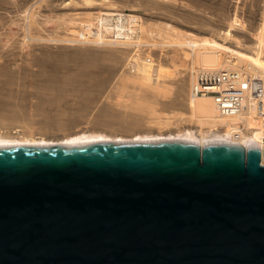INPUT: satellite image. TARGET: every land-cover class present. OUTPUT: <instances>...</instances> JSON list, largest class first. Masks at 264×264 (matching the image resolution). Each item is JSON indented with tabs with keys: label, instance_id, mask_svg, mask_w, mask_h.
<instances>
[{
	"label": "water",
	"instance_id": "water-1",
	"mask_svg": "<svg viewBox=\"0 0 264 264\" xmlns=\"http://www.w3.org/2000/svg\"><path fill=\"white\" fill-rule=\"evenodd\" d=\"M0 264H264V142L0 145Z\"/></svg>",
	"mask_w": 264,
	"mask_h": 264
},
{
	"label": "rangeland",
	"instance_id": "rangeland-1",
	"mask_svg": "<svg viewBox=\"0 0 264 264\" xmlns=\"http://www.w3.org/2000/svg\"><path fill=\"white\" fill-rule=\"evenodd\" d=\"M104 1L0 0L1 133L59 141L91 130L133 138L196 129L187 107L192 49L182 43L215 39L251 59L260 54L264 63V0H112L114 9ZM103 11L142 15L146 36L137 54L173 72L163 77L161 90L128 84L131 71L138 70L130 67L133 45L63 39L82 38L81 19ZM162 114L171 125L157 122Z\"/></svg>",
	"mask_w": 264,
	"mask_h": 264
},
{
	"label": "bare ground",
	"instance_id": "bare-ground-1",
	"mask_svg": "<svg viewBox=\"0 0 264 264\" xmlns=\"http://www.w3.org/2000/svg\"><path fill=\"white\" fill-rule=\"evenodd\" d=\"M104 2L107 4L106 7H110L113 9L117 7V5L112 0H105ZM110 16L115 17V25L108 27L105 25V28L102 27L97 30L95 29V24L99 25V22L101 21L100 25L103 26L105 23V17ZM141 22L142 15L136 11L129 13L122 11H103L102 13L94 15L89 20L83 21V19H81V28L78 35H80L82 38L78 37L75 39L69 37L63 39L67 41L95 43L97 45H133V47H135L134 49L136 53L133 52V55H131L132 59L130 60V67L132 68V66H136L138 70H135L136 72H132L133 70L131 71V73L129 72L130 74L128 76V79L131 82L127 80L129 82L127 83L133 85L134 83H136L139 84V87L145 86L144 88L147 91L150 88L161 90V88L163 87L162 82L166 81L163 79V77L168 74L170 75L173 72L168 69L162 68V66L158 63H153L151 57H144L137 54L138 49L136 47L140 46L143 43V39L146 36V29L143 28L144 26ZM59 40H61V38ZM260 44L264 45V29H262L260 33ZM182 45L190 46L192 49V56L190 57L192 65V89L189 101L187 103L188 115L191 117V119L189 118V120H187L195 121L196 125L198 126L196 129L184 128L183 130H180L178 132L169 133L166 135L161 133H141L135 135L133 138H126L119 135L113 136L101 130H91L69 134L59 141L48 140L46 138H43V136L42 138H36L33 135L13 136L5 135L0 132V145H76L85 144L92 141L122 142L135 140L147 141L175 139L179 141L197 142L203 147H205V143L215 140L232 141L248 148L249 143L264 142V63L262 61L261 55L258 54L256 58L251 59L249 54L241 52L238 49L226 46L225 44L218 42L215 39H205V41H199L197 39L190 38L187 42L182 43ZM258 53H260V51ZM222 71H226L227 73H229L231 75V80L223 85L217 86L216 89H221L222 95L227 92L225 91V89L237 88L240 91V108L234 112H226L221 109L218 100V97L221 94L206 92L203 94H197L195 91L196 86L199 84L197 82V78L200 73L218 74ZM256 78H258L259 80L257 81ZM260 81L262 83L261 88L257 89L256 83ZM169 82L170 81H168V83ZM137 86H135V88L133 86L132 87L135 90ZM146 87H148V89ZM144 88L143 90H145ZM152 89L150 90L152 91ZM157 93H155L154 95L157 96ZM143 98L148 99L147 97ZM155 98H153V100H155ZM153 106L154 108L157 107H155V105ZM149 108H151V106H149ZM157 109L158 108H156V110ZM153 110L151 112H148L150 111L148 109L147 112L151 114L153 113ZM158 115L161 114L157 113V116ZM171 121L172 119H170V117L165 116L163 119H161L160 121L158 120L157 122L161 125L164 124L163 126L165 127V124L171 125Z\"/></svg>",
	"mask_w": 264,
	"mask_h": 264
},
{
	"label": "built area",
	"instance_id": "built-area-1",
	"mask_svg": "<svg viewBox=\"0 0 264 264\" xmlns=\"http://www.w3.org/2000/svg\"><path fill=\"white\" fill-rule=\"evenodd\" d=\"M106 15V14H105ZM105 23L103 26L95 24L94 27L95 29H100V28H105V25L108 26H113L115 25L116 19L114 16L110 17H105L104 19ZM97 22V21H96ZM120 40V39H118ZM222 73V74H221ZM221 73L218 74H210V73H200L197 78V82L199 83L195 91L197 94H203V93H216V94H221L218 97L220 107L223 111L226 112H234L240 108V91L236 89H225L227 91L224 95H222L221 89H216L217 86L223 85L227 83L228 81L231 80V75L227 73L226 71H222ZM257 81L259 80L256 78ZM224 81V82H223ZM257 84V89L261 88V81L256 83Z\"/></svg>",
	"mask_w": 264,
	"mask_h": 264
}]
</instances>
